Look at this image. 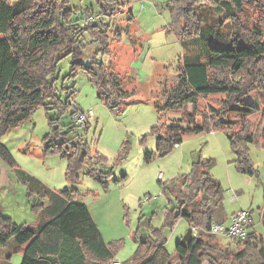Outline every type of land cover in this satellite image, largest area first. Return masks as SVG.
<instances>
[{
  "label": "trees",
  "instance_id": "obj_1",
  "mask_svg": "<svg viewBox=\"0 0 264 264\" xmlns=\"http://www.w3.org/2000/svg\"><path fill=\"white\" fill-rule=\"evenodd\" d=\"M120 4L105 0L101 12L110 16L123 5ZM61 7L67 22L59 17L56 0H0V138L27 120L40 105L46 110L63 111L54 94L56 62L71 54L72 68L81 64L80 58L90 45L83 37L85 31L98 44L95 53L110 52L105 29L101 32L96 29L102 22L82 29L77 24L82 15L70 23L73 14L64 10L65 4ZM167 7L172 17L170 30L190 52L183 54L178 64L175 83L163 84L158 97L147 99L158 115V123L151 127V133L156 136L157 154H167L185 135L223 130L235 155L236 168L255 174L247 143L257 141L260 135L264 137V120L255 125L248 116L257 112L264 117V0H168ZM250 11L257 13L255 19L250 18ZM208 12H212V20L206 22ZM215 13L222 16L217 19ZM225 23L227 36L221 38L220 26ZM202 32L206 36L198 37ZM84 70L108 109L122 111L132 92L121 87L111 65L91 61L84 65ZM213 93L224 96L219 98L217 108L209 106V111L203 114L198 109V99ZM78 110L81 109L68 111L69 123L60 127L55 124L58 117L49 116L51 128L43 137L44 150H57L66 157L65 175L72 184L78 182V171L85 164L89 176L104 182L108 176L104 170L106 158L92 154L79 133L80 125L74 121ZM87 124L83 127L85 131ZM144 155L147 161L152 157L149 151ZM0 157L24 184L27 200L36 215L34 224H18L0 212V263L2 260L11 264L12 251L21 252L19 264H108L111 261L113 248L102 238L87 205L76 197L74 188L53 190L17 167L1 140ZM212 166L213 160L193 153L189 173L172 182L159 180L164 191L172 196L164 225L172 226L178 217L190 224L176 241L177 261L264 264V210L262 232L251 229L236 242L235 249L224 246L219 254L214 253L218 248L211 244L215 234L209 232L210 224L224 222L226 217L222 210V186L211 175ZM192 226L199 229V234L193 235ZM155 233L154 239L142 238L132 255L120 264H173L165 248V238L159 230ZM10 240L14 243L12 251H8ZM3 250L7 251L4 255Z\"/></svg>",
  "mask_w": 264,
  "mask_h": 264
},
{
  "label": "rangeland",
  "instance_id": "obj_2",
  "mask_svg": "<svg viewBox=\"0 0 264 264\" xmlns=\"http://www.w3.org/2000/svg\"><path fill=\"white\" fill-rule=\"evenodd\" d=\"M104 1L56 0L60 18L66 21L61 9L64 4V10L73 14L70 18L73 21L70 20V23L82 15L76 21L81 24L86 15L97 14L99 20L91 23L102 22L101 27L98 25L96 29L98 32L105 29V40H108L110 52L95 53L98 44L85 31L83 37L90 45L80 58L81 64L73 69L71 54L58 59L53 85L58 106L63 111L52 108L46 110L44 105H40L27 120L1 135V143L11 153L16 166L56 191L74 188L76 197L88 204L104 240L113 248L112 259L119 262L132 255L142 238L154 239L155 231L159 230L165 238L170 261L180 264L175 245L190 228V224L185 218L178 217L172 226L164 225L172 196L164 191L159 180L164 183L172 182L180 175L189 173L193 153H199L202 159L213 160L210 172L222 186V210L225 217L237 210L248 211L252 219L249 230L262 232L264 137L260 135L257 141L247 143V153L256 171L253 175L236 168L235 155L223 130H204L185 135L182 142L167 154L158 155L156 136L151 133V127L158 123V115L148 100L159 96L158 92L163 84L170 86L175 83L178 64L182 61L183 54L190 50L184 48L180 39L170 30L172 17L167 7L168 0H116L123 5L120 4L110 16L101 12V3ZM206 15V22L212 20V12ZM215 16L218 19L222 13H215ZM256 17L257 13L250 11V18ZM91 23L80 25V28L85 29ZM104 24H108V27ZM219 32L221 38L227 36L226 23L220 26ZM204 33L197 36H206ZM91 61L111 65L121 87L132 92L122 111L116 113L109 110L98 96L97 88L84 70V65ZM223 96L224 93L200 96L198 109L206 114L209 106L217 108L218 100ZM73 108L92 110L93 115L88 119L86 131L80 126L79 133L83 134L92 154L106 158L107 166L104 170L108 176L104 182L89 176L88 165L85 164L78 171V182L72 184L65 175L66 157L57 150H44L43 137L51 128L49 116L58 117L55 122L57 127L67 125L70 121L68 111ZM191 109L192 106L189 105L188 110ZM248 117L255 125L262 124L264 120L263 115L257 112ZM125 145L127 150H124ZM145 151L152 154L148 161L145 159ZM93 166L99 168L98 165ZM145 196L149 199L146 200ZM0 211L18 224H32L35 220L24 184L17 179L13 169L2 157ZM224 223H228L227 220ZM211 244L218 248L215 254H219L224 246L231 250L237 247L228 237L216 234ZM13 248V240H10L8 251ZM6 250H3L2 255ZM10 253L11 264H19L21 252ZM0 264L7 263L1 260ZM108 264H111L110 261Z\"/></svg>",
  "mask_w": 264,
  "mask_h": 264
},
{
  "label": "built area",
  "instance_id": "obj_3",
  "mask_svg": "<svg viewBox=\"0 0 264 264\" xmlns=\"http://www.w3.org/2000/svg\"><path fill=\"white\" fill-rule=\"evenodd\" d=\"M99 16L94 13H90L84 17L82 20L81 26H85L88 23L98 21ZM93 115L92 110L88 109L78 110L74 115V121L78 123L80 126L84 127L85 124L88 122L89 117ZM145 199L148 200L149 198L145 196ZM228 223L224 222H212L210 224L209 232L221 235L224 237H228L233 244L240 239H243L250 229L251 223V216L248 211L245 210H237L230 214L227 219ZM191 231L193 235L199 234V229L196 226L191 227ZM111 264H120L118 260H111Z\"/></svg>",
  "mask_w": 264,
  "mask_h": 264
},
{
  "label": "crops",
  "instance_id": "obj_4",
  "mask_svg": "<svg viewBox=\"0 0 264 264\" xmlns=\"http://www.w3.org/2000/svg\"><path fill=\"white\" fill-rule=\"evenodd\" d=\"M51 189H52V188H51ZM53 190H54V189H53ZM86 205H87V208H88V210H89L88 204H86ZM0 212H1V211H0ZM89 212H90V210H89ZM90 214H91V212H90ZM91 216H92V214H91ZM92 218H93V221L95 222L96 226L98 227V229H99V231H100V233H101L102 238L104 239V236H103V234H102V232H101V230H100V228H99L97 222L95 221V219H94L93 216H92ZM227 219H228V216L226 217L225 220H227ZM35 222H36V215H35V220L33 221L32 224H34ZM10 260H11V258H10ZM10 260H9V263H11Z\"/></svg>",
  "mask_w": 264,
  "mask_h": 264
}]
</instances>
